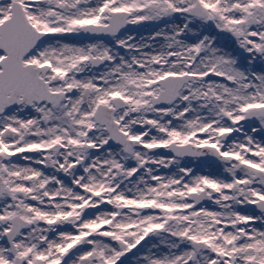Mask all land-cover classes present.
<instances>
[{"label":"snow or ice","instance_id":"snow-or-ice-1","mask_svg":"<svg viewBox=\"0 0 264 264\" xmlns=\"http://www.w3.org/2000/svg\"><path fill=\"white\" fill-rule=\"evenodd\" d=\"M0 264H264V0H0Z\"/></svg>","mask_w":264,"mask_h":264}]
</instances>
